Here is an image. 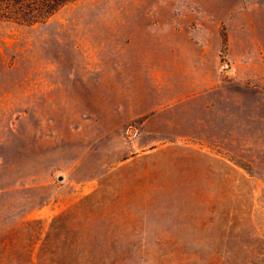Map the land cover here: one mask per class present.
Masks as SVG:
<instances>
[{"label": "rangeland", "instance_id": "374dc122", "mask_svg": "<svg viewBox=\"0 0 264 264\" xmlns=\"http://www.w3.org/2000/svg\"><path fill=\"white\" fill-rule=\"evenodd\" d=\"M3 14L0 264H264V0Z\"/></svg>", "mask_w": 264, "mask_h": 264}, {"label": "trees", "instance_id": "16d2710c", "mask_svg": "<svg viewBox=\"0 0 264 264\" xmlns=\"http://www.w3.org/2000/svg\"><path fill=\"white\" fill-rule=\"evenodd\" d=\"M67 1L70 0H0V11L2 15L9 13L14 20L40 22Z\"/></svg>", "mask_w": 264, "mask_h": 264}]
</instances>
